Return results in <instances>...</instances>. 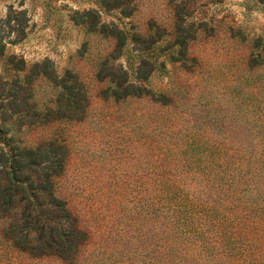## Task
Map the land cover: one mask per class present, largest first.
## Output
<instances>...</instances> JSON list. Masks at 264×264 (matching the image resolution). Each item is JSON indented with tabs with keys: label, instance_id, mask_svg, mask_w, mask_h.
I'll return each instance as SVG.
<instances>
[{
	"label": "rangeland",
	"instance_id": "374dc122",
	"mask_svg": "<svg viewBox=\"0 0 264 264\" xmlns=\"http://www.w3.org/2000/svg\"><path fill=\"white\" fill-rule=\"evenodd\" d=\"M0 264H264V0H0Z\"/></svg>",
	"mask_w": 264,
	"mask_h": 264
},
{
	"label": "trees",
	"instance_id": "16d2710c",
	"mask_svg": "<svg viewBox=\"0 0 264 264\" xmlns=\"http://www.w3.org/2000/svg\"><path fill=\"white\" fill-rule=\"evenodd\" d=\"M34 199L38 201L39 198L35 197ZM50 200V204H52L56 209L58 216L56 218L58 221L62 218H69L70 213L66 208L65 203L61 199L52 197ZM35 231H38L39 234V238L37 239V241L39 242V248L44 249L45 247H47V243H49L50 240V242L54 241L53 244L55 245L57 252H62V250H65L66 246H71L73 239H78L83 236V233L79 229H75L74 227L67 228L66 223H58L55 229H52L51 227H48L46 225H40L39 227H36L34 229V232ZM47 235L48 239L46 241L45 237Z\"/></svg>",
	"mask_w": 264,
	"mask_h": 264
}]
</instances>
